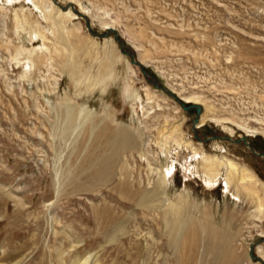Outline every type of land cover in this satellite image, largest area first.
<instances>
[{
  "label": "rangeland",
  "instance_id": "1",
  "mask_svg": "<svg viewBox=\"0 0 264 264\" xmlns=\"http://www.w3.org/2000/svg\"><path fill=\"white\" fill-rule=\"evenodd\" d=\"M56 1L59 6L69 2ZM72 4L88 10L82 12L85 17L76 13L77 18L67 23L79 21L82 26V46H76L73 58L84 75L78 85L67 72L58 71L60 64L52 68L57 84L45 64L23 76L25 65L11 56L18 46L38 47L40 40H29L27 31L15 27L12 10L4 24L0 19L1 264H60L54 250L58 242L66 262L90 256L93 264H220L214 252L204 250L221 241L218 236L209 238L206 225L227 236L220 251L225 264H264L257 251L261 246L264 252L257 184L238 192L233 181L228 192L221 176L219 184L205 186L200 176L184 175L180 151L176 153L179 147L170 140L168 155L160 151L158 160L151 159L152 165L163 164L173 172L166 194L149 207L135 205L111 190L112 183L99 185L96 191L79 187L80 179H86L85 173L75 178L84 157L83 129L66 133L62 128L66 105L84 104L95 120L124 126L138 136L139 148L155 154L167 114L181 122L183 139L204 153L245 163L264 181L262 157L242 141L221 137L236 140L248 129L250 145L264 153V0H74ZM23 5L28 4L15 6ZM99 18L113 22L117 37L104 29ZM121 42L136 64L120 51ZM55 47L50 45L59 62L67 49L57 56ZM103 48L112 50V59L119 54L121 58L112 61ZM107 66L110 72L105 74ZM127 93L137 95L128 99ZM182 95L198 96L202 111L206 106V114L220 121L206 117L201 127H195V111L183 108ZM133 151V156L126 151L125 172L135 178L133 188L138 181L143 187L157 175L150 174L146 159ZM106 204L108 214L122 221L124 230L114 231L96 213L95 208ZM169 205L167 227L164 211ZM181 217L186 223L178 252L169 235L176 232ZM51 225L60 232L54 234Z\"/></svg>",
  "mask_w": 264,
  "mask_h": 264
},
{
  "label": "bare ground",
  "instance_id": "2",
  "mask_svg": "<svg viewBox=\"0 0 264 264\" xmlns=\"http://www.w3.org/2000/svg\"><path fill=\"white\" fill-rule=\"evenodd\" d=\"M68 1L69 3H74V0ZM22 2H26L28 5H23L22 8L15 6L16 3L22 4ZM34 9L38 13H35L36 11ZM8 10H12L13 22L17 29L27 31L25 33L27 34L28 39L31 41L33 39L40 40L38 47L32 46L30 48L23 45L18 46L15 50V53L11 56V60H15L17 61V63L25 65L26 69L23 76L28 75L27 72L29 71V69L34 67L36 69H39L41 65L45 64L49 67V71L51 70L49 76H53L55 79V84H57L58 78L54 74V72L52 73V71H54L52 70V68L56 69V65L60 64L62 68L57 67L58 71L61 70L60 73L67 72L70 77L74 78L77 85L80 84L84 75L76 65L73 58L76 46L78 48L79 46H82V42H80V40H82L83 38H81V34L79 33L82 26L79 21L74 22L73 24L71 23L72 25L67 24H70V22H72L73 19L77 18L78 16L72 9V7L69 6L68 8L62 9V7L56 4L54 0H0V19L2 20L3 24L5 22V18H7ZM79 10L80 12L88 14V10L83 6H80ZM33 12L36 15L34 17L32 16ZM99 21L104 29H116L115 25L111 21H107L103 18H99ZM43 22L47 24L45 25ZM60 30H63L65 32V38L63 37L64 35L61 34L63 32H61ZM54 40L59 41L60 44H58V42H54ZM51 44H54V46H56L54 52L59 54L57 56L63 54V48H65V50L67 49L68 54H65L66 56L64 58L61 57V60L57 62L52 54L50 48ZM88 50L89 48H86V52ZM103 51L105 56L109 55L110 57H113V54L111 52L112 50L109 51L108 49L103 48ZM112 57L110 58L112 61L119 60L121 58L120 54L116 55L114 59H112ZM43 58L45 59L44 62L38 61L39 59L42 60ZM113 64L114 62L110 65V69ZM128 67L130 69V72L134 73V69L129 62ZM109 68L107 66V68L105 69V74H107ZM136 95L137 94L135 93H127V98L134 99ZM187 95L181 96V99L184 101V103L188 102L192 104H198V102L201 101L198 96ZM63 112L65 116V123L63 125L64 127L62 128L65 130V132L66 130L69 133V130L73 132L78 128L83 129L81 139H85L82 147L84 157L81 158L82 160L78 164L79 167H77L76 169V175H74L75 178H78L80 174L85 173L86 179H84L83 181H81L80 179L79 187H85L87 189L96 191L97 186L112 183V186L110 187L111 190L116 191L121 198L131 200L135 205L149 207L151 206L152 201L158 198L160 194H164L166 192V189L168 187V180L173 175V172L163 164H159V166L152 165L151 159L153 158L158 160V158L160 157V151L164 154V156L168 155L169 142L170 140H173V142L179 147V150L176 153L180 151L184 175L192 177L200 176L205 186L210 187L215 186L218 182L220 183L221 181H219V178L223 176V187L225 188L224 190L228 192L230 191L231 183L233 181H235V187L237 191H240L241 189L247 190L248 184H257L259 187V189H256L257 193H259L258 208L262 213V216H264V181L258 177L255 171L245 163H239L224 154H207L199 150L190 141H186L185 139H183L181 122H175L174 120H171L169 115L163 114V117L165 119L164 121L167 123L166 125H164L165 131H163L162 128V131L159 132L156 137L157 140L155 141V144L159 147V151L154 152L155 154H150L149 149L139 148L137 144L138 136H136L132 131L128 130L124 126L110 127L108 124L103 122L102 119H100L99 121L95 120L93 112L90 109H87L84 104L68 103ZM206 112L207 107L205 106L204 110L202 111L201 106V112L198 115V120L195 124V127H201L206 117H210V120H214L217 122L220 121V119H217L216 117H214V115L208 116V113L206 114ZM171 121H174L175 123ZM249 132L250 130L246 129L245 135H250V133H252ZM133 150H136L141 158L146 159L148 171L150 172V174L155 172V174L157 175L154 180L148 178L146 185H144L143 187H140V181H138L136 187L133 188V181L135 178L131 179L130 175L127 174V170L125 172L126 161L124 160V157L126 155V151H131L132 155ZM184 150L186 151L184 152ZM70 179L73 178L71 177ZM56 188H59V180H57ZM186 194L189 195V193ZM171 208L169 205L167 208H165L164 211V220L167 227L170 226L171 217L169 212L172 210ZM95 211L98 215H102L104 217V221L115 227L114 231L122 229L123 226L120 223L122 221L119 222L117 221V218L115 219L113 218V216L111 217L108 214V204H106L101 210L95 208ZM177 211H179V209ZM50 219V222H53L54 217L51 215ZM177 220L178 222L174 226L176 232L174 234L170 233L169 236L172 245L176 246L178 252H180V248L182 247L183 243L182 227L186 223V219L185 217H181ZM204 227V230L207 231V234H210L208 235L209 238H216L218 236V238H220L221 240L220 242L218 241L216 245H204V250L207 253L214 252L215 255H217V257L220 259V264H225L220 258V251L224 248V245H221V243L227 241V236L226 238L225 236L221 237V235L217 234V231L214 230L211 225H206ZM52 230L54 234L60 232L59 230L55 229L54 226L52 227ZM122 230H124V228ZM72 246L73 244H69V247ZM54 250L56 254L55 257L58 259L60 264H93V260L90 258V256H78L73 261L66 262L64 258L65 249L61 246V242H58L54 245ZM257 251H259L261 256L258 257L264 262V252L262 251L261 246L257 247ZM188 253L189 251L187 252V258L189 256ZM180 259L181 256L179 255L178 260L180 261Z\"/></svg>",
  "mask_w": 264,
  "mask_h": 264
},
{
  "label": "water",
  "instance_id": "3",
  "mask_svg": "<svg viewBox=\"0 0 264 264\" xmlns=\"http://www.w3.org/2000/svg\"><path fill=\"white\" fill-rule=\"evenodd\" d=\"M56 3H57V1L56 0H54ZM61 7H62V9H65V8H68L69 6H71L72 7V9L77 13V14H80V15H82V16H86L84 13H82V12H80L78 9H76V7L74 6V4H72V3H67V5L66 6H62V5H60ZM88 23V22H87ZM88 30H89V32L90 33H92L93 35H96V36H102V34H100V33H94L90 28H88ZM107 30L108 31H112V32H114V35H115V37H117V30L116 29H114V28H107ZM120 51L122 52V53H127L126 52V50L123 48V44H122V42H121V48H120ZM128 55H130V57H131V59H130V62L131 63H133V64H136L137 62H135V60H134V58L131 56V54H129V53H127ZM138 64H140V63H138ZM181 104H182V106H183V108H185V109H188V110H191V111H195V117H194V119H193V124L195 125L196 124V122H197V120H198V115H199V113L201 112V106L199 105V104H192V103H184L183 101H181L180 102ZM222 138H225V139H228V140H230V141H233V142H239V141H242L243 142V144L245 145V146H247L252 152H254L256 155H258V156H261L262 157V160H263V162H264V153H260V152H258V151H256V149L252 146V145H250V142H249V137L247 136V135H242V136H240L238 139H236V140H233L230 136H221ZM252 246L250 247V256H252V257H254L253 255H252Z\"/></svg>",
  "mask_w": 264,
  "mask_h": 264
}]
</instances>
